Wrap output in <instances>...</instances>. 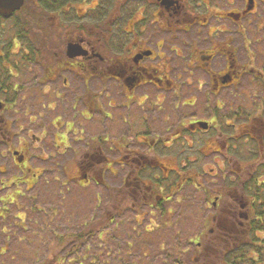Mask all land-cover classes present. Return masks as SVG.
I'll use <instances>...</instances> for the list:
<instances>
[{"label":"flooded vegetation","instance_id":"1","mask_svg":"<svg viewBox=\"0 0 264 264\" xmlns=\"http://www.w3.org/2000/svg\"><path fill=\"white\" fill-rule=\"evenodd\" d=\"M48 95L72 96L66 108L81 106L88 131L104 122L96 142L110 147L84 150L73 176L82 186L101 184L118 156L121 182L105 185L113 192L100 217L111 222L144 205L164 212L191 185L212 208L197 237L218 235L225 214L246 218L247 203L220 200L222 166L213 157L236 179L244 166L233 156H264V0H22L0 11V190L8 204L9 188L30 185ZM255 96L263 101L254 104ZM198 156L214 186L195 180ZM155 166L160 174L145 173Z\"/></svg>","mask_w":264,"mask_h":264},{"label":"rangeland","instance_id":"2","mask_svg":"<svg viewBox=\"0 0 264 264\" xmlns=\"http://www.w3.org/2000/svg\"><path fill=\"white\" fill-rule=\"evenodd\" d=\"M71 98L72 96L55 98L53 95L42 98L43 103H46L44 112L47 120L46 136L38 143L39 145H32L31 153L36 156H31L33 166L27 175L30 185L25 188L24 186L9 188L13 194L9 204L6 203L3 190H0V264H36L53 256H65L63 264L201 263L198 259L202 257L200 252L203 246L195 242L208 240V236L200 238L197 234L202 229V231L207 229L208 223L203 225V218L206 213L208 216L211 214L212 208H206L204 203L198 201L202 193L200 189L196 190L191 185H186L187 189L181 191L182 193H179V196L170 203L171 208L165 205L163 213L147 205L138 210L117 213L119 212L117 208L111 206L112 211L119 216L111 217L114 218L111 222L107 220L102 224L103 218L100 214L106 208L109 192H113L105 185L116 189L115 187H118L121 182L124 170L117 163L115 158L118 156L115 155L111 156L113 162L110 165V171L113 169L114 174L109 173L108 170L105 171L106 181L101 184L99 181H90L87 186H82L83 184L79 185L81 183L73 178L76 174L77 159L84 150L78 149L79 143L71 140L69 147L57 154V149L55 150L52 145L53 130L50 124L53 120L56 124L60 122L59 125L63 126L66 122L63 116L66 114L73 116V121L78 126L83 127V124H86L88 116L81 106L66 108ZM83 100L86 98L83 97ZM262 101V98L254 97V104ZM54 102L58 106L53 104ZM247 102L248 98L245 99L244 104ZM94 106H97L95 101ZM111 113L113 116L116 115V119L120 117L117 111L113 110ZM261 114L264 116V112ZM94 116L98 117V114L95 113ZM100 126L103 127L104 122L98 125L99 128ZM86 130L87 128L84 132L85 137L92 133V130ZM104 146L107 145L104 144L103 148ZM73 149H76L74 156H72ZM92 149L93 146L91 151ZM247 149L245 146L244 150L247 151ZM116 153L117 150H114L113 154ZM94 157L93 167L99 169L103 163H98L97 157ZM198 157L193 165L194 170L199 171L195 180L206 186H214V183L210 182L212 177L202 172L203 156ZM213 159L218 160V164L222 166V170H218L217 178L218 188L223 187L220 200L224 203H233L234 206L238 205L239 180L237 177L234 178L230 168L229 170L221 163L220 156H215ZM252 161V159L247 162L241 161L240 165L245 166ZM208 163L210 167H213L212 161ZM203 169L205 172L209 171L206 165ZM245 171L239 169V173L244 174ZM145 173L157 175L161 173V168L160 166L152 169L148 167ZM169 173L170 181L174 171ZM166 180L163 184L169 183ZM184 193L185 197L180 195ZM114 201L111 199V203L114 202L113 205H119V198L116 197ZM166 212H168V218L165 217ZM243 212L244 210L241 214ZM162 214L165 215L162 216ZM225 215L227 218H233L230 214ZM120 216L121 220H119ZM238 217V220L243 219L240 215ZM234 221L236 220L227 222L234 223ZM98 230L101 234L99 238L96 237ZM77 234H81L80 239L74 236Z\"/></svg>","mask_w":264,"mask_h":264},{"label":"trees","instance_id":"3","mask_svg":"<svg viewBox=\"0 0 264 264\" xmlns=\"http://www.w3.org/2000/svg\"><path fill=\"white\" fill-rule=\"evenodd\" d=\"M236 159L239 166L241 161L253 160L241 170L245 171L250 165L244 174L240 172L236 176L239 180L237 199L247 203L243 209L246 218L218 225V235L211 236L201 248L199 264H264V156H238ZM101 222L106 221L102 219ZM80 235L74 236L80 239ZM64 259L65 256H53L36 264H63Z\"/></svg>","mask_w":264,"mask_h":264},{"label":"crops","instance_id":"4","mask_svg":"<svg viewBox=\"0 0 264 264\" xmlns=\"http://www.w3.org/2000/svg\"><path fill=\"white\" fill-rule=\"evenodd\" d=\"M52 124H54L55 126H53ZM52 140H53V147L55 148V150L57 149V154H60L61 150H63L64 148H68L70 145V141L73 140L76 143L78 142L80 146H78V149L82 150H86L87 147V151L91 150V147L93 146V148H103V144H101L99 141L96 142V138L98 137V134L101 135L102 131H104V127H98V130H92V135L89 134V136L87 135V137H85V128L82 126H76L75 124H69V125H59V124H55L52 123ZM103 135V134H102ZM101 135V136H102ZM93 136V138H92ZM95 136V137H94ZM105 137V136H102ZM91 138V139H90ZM91 141L90 145H88V142ZM108 147H110V144L107 145ZM74 152H76V149H73V155L74 156ZM110 163L108 165L109 170H110ZM113 170V169H112ZM111 170V171H112ZM110 173H113V171ZM114 174V173H113Z\"/></svg>","mask_w":264,"mask_h":264},{"label":"water","instance_id":"5","mask_svg":"<svg viewBox=\"0 0 264 264\" xmlns=\"http://www.w3.org/2000/svg\"><path fill=\"white\" fill-rule=\"evenodd\" d=\"M22 0H0V11H11L18 8Z\"/></svg>","mask_w":264,"mask_h":264}]
</instances>
